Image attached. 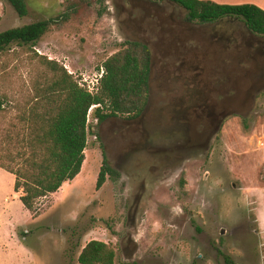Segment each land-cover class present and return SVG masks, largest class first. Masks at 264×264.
Segmentation results:
<instances>
[{"label": "rangeland", "instance_id": "374dc122", "mask_svg": "<svg viewBox=\"0 0 264 264\" xmlns=\"http://www.w3.org/2000/svg\"><path fill=\"white\" fill-rule=\"evenodd\" d=\"M27 2L29 13L21 17L8 0H0V32L52 21L35 44L15 42L0 54V152L9 144L7 128L22 124L20 115L36 105V96L62 68L78 83L83 75L95 79L106 59L132 41L122 20L132 11L143 15L130 0ZM250 32L264 42L263 35ZM231 52L241 59L239 48ZM228 65L226 58L223 66ZM219 77L228 84L226 76ZM226 89V95L239 96ZM97 108L108 111L97 105L89 112L81 172L39 199L34 212L15 191V175L0 167V264H80L92 239L116 250L115 264H228L225 256L234 264H264L257 219L264 186V88L222 122L199 157L186 158L167 178L148 180L139 200L138 156L124 173L117 169L138 139L126 129V114L99 121ZM104 158L119 175L98 188Z\"/></svg>", "mask_w": 264, "mask_h": 264}, {"label": "flooded vegetation", "instance_id": "af4514ba", "mask_svg": "<svg viewBox=\"0 0 264 264\" xmlns=\"http://www.w3.org/2000/svg\"><path fill=\"white\" fill-rule=\"evenodd\" d=\"M130 1L143 15L129 12L122 24L132 41L150 50L151 67L144 109L125 118L127 131L138 140L125 150L117 169L124 173L138 156L139 200L148 180L167 178L179 164L178 170L183 168L186 158L199 157L222 122L243 110L253 92L263 90L264 42L233 16L201 21L189 19V10L172 0ZM225 23L230 27L224 28ZM253 44L259 48L251 49ZM235 48L240 60L231 52ZM226 58L229 69L223 66ZM227 87L239 96L226 95Z\"/></svg>", "mask_w": 264, "mask_h": 264}, {"label": "trees", "instance_id": "16d2710c", "mask_svg": "<svg viewBox=\"0 0 264 264\" xmlns=\"http://www.w3.org/2000/svg\"><path fill=\"white\" fill-rule=\"evenodd\" d=\"M19 16L29 13L27 0H8ZM189 10V19L213 21L225 16L241 19L253 32L264 36V10L251 4H218L204 0H172ZM52 20L43 19L0 32V54L12 43L35 44L49 30ZM50 63V62H49ZM106 73L101 90L92 94L74 80L65 68L36 96L34 105L20 115L19 127L7 128L6 150L0 152V167L15 175V191L24 206L34 212L39 199L56 193L63 183L82 170L88 144V114L95 116L138 115L145 107L149 89L151 52L142 43L127 42L104 63ZM0 105L3 100L0 96ZM119 172L104 158L97 179L101 188L108 177ZM80 264H115L116 250L108 243L92 239L79 255ZM228 264H234L225 256Z\"/></svg>", "mask_w": 264, "mask_h": 264}, {"label": "crops", "instance_id": "0c3cea01", "mask_svg": "<svg viewBox=\"0 0 264 264\" xmlns=\"http://www.w3.org/2000/svg\"><path fill=\"white\" fill-rule=\"evenodd\" d=\"M204 1H211V2H214V3H218V4L251 3V4H254V5H256V6H258L261 9L264 10V0H204ZM223 19H227V17L223 18ZM68 182H66V183H68ZM64 185H66V184H64ZM259 191L261 192L262 195H261L260 206L258 208L257 219H258L259 226H260L261 237L263 238V241H264V186H263V188H260ZM39 219L40 218H38V217L35 218L36 221H38Z\"/></svg>", "mask_w": 264, "mask_h": 264}, {"label": "built area", "instance_id": "2783aa9c", "mask_svg": "<svg viewBox=\"0 0 264 264\" xmlns=\"http://www.w3.org/2000/svg\"><path fill=\"white\" fill-rule=\"evenodd\" d=\"M106 73V69L105 67H101L100 72L98 74H96V78L95 79H91L90 77H88L87 75H83V77L81 78L79 84L81 87L85 88L88 92L95 94L98 92L99 90V85L101 83V80L104 76V74ZM94 106L97 105H93L90 109L89 112L92 110V108ZM90 116V113L88 114V117Z\"/></svg>", "mask_w": 264, "mask_h": 264}, {"label": "water", "instance_id": "95a60500", "mask_svg": "<svg viewBox=\"0 0 264 264\" xmlns=\"http://www.w3.org/2000/svg\"><path fill=\"white\" fill-rule=\"evenodd\" d=\"M238 18V17H237Z\"/></svg>", "mask_w": 264, "mask_h": 264}]
</instances>
